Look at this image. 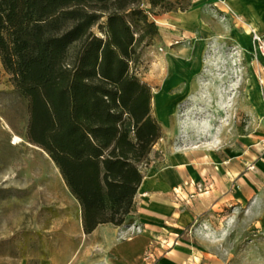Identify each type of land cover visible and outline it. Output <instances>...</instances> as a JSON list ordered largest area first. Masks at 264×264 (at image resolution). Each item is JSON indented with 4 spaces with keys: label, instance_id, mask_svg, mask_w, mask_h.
I'll return each instance as SVG.
<instances>
[{
    "label": "trees",
    "instance_id": "1",
    "mask_svg": "<svg viewBox=\"0 0 264 264\" xmlns=\"http://www.w3.org/2000/svg\"><path fill=\"white\" fill-rule=\"evenodd\" d=\"M192 0H0V62L28 103L27 141L81 207L82 227L132 226L135 198L164 131L153 88L132 65L160 31L156 9Z\"/></svg>",
    "mask_w": 264,
    "mask_h": 264
},
{
    "label": "rangeland",
    "instance_id": "2",
    "mask_svg": "<svg viewBox=\"0 0 264 264\" xmlns=\"http://www.w3.org/2000/svg\"><path fill=\"white\" fill-rule=\"evenodd\" d=\"M193 5L194 0L189 10ZM151 13L160 36L141 51L133 71L152 86L154 96L165 80L182 70L186 94L167 124L159 119L153 104L163 127V142L170 136L174 140L171 132L186 130L189 138L208 143L217 139L221 150L239 153L243 149L239 140L247 137L254 140L249 154L260 157L264 153V105L260 110L251 98L257 92L255 82L264 100V84H260L264 59L257 50L230 45L233 42L228 38L218 42L197 30L187 32L176 25L184 12L156 9ZM162 19L171 24H160ZM207 26L216 30L211 21ZM28 122V103L16 92L0 62V264H108L103 234L85 235L81 207L59 169L47 153L27 141ZM15 137L22 141L14 144ZM174 142L182 139L176 137ZM160 157L159 152L152 153L145 174ZM262 172L255 171V193L264 194ZM263 215L264 202L254 205L251 212L239 209L226 220L231 228L223 231L233 241L220 249L233 254L228 264H264ZM130 227L123 228L126 233L120 241L134 236Z\"/></svg>",
    "mask_w": 264,
    "mask_h": 264
},
{
    "label": "crops",
    "instance_id": "3",
    "mask_svg": "<svg viewBox=\"0 0 264 264\" xmlns=\"http://www.w3.org/2000/svg\"><path fill=\"white\" fill-rule=\"evenodd\" d=\"M209 21L215 31L207 26ZM176 22L189 33L197 30L218 42L228 38L232 46L254 50L252 32L264 35V0H194ZM168 81L162 83L160 92ZM182 84L181 80L167 85L168 94L178 101L186 97ZM185 131L170 133L180 137L181 143L169 140L170 136L154 147L153 152L161 157L145 174L135 198L130 227L134 236L120 241L126 226L111 224L92 233L103 234L108 264H228L232 260L231 252L220 249L233 241L223 231L231 228L225 223L239 209L251 212L254 205L264 202V194L253 189L255 171L264 173V153L258 158L249 154L254 145L251 138L239 140L243 149L238 153L221 150L217 139L208 143L189 138Z\"/></svg>",
    "mask_w": 264,
    "mask_h": 264
},
{
    "label": "bare ground",
    "instance_id": "4",
    "mask_svg": "<svg viewBox=\"0 0 264 264\" xmlns=\"http://www.w3.org/2000/svg\"><path fill=\"white\" fill-rule=\"evenodd\" d=\"M159 23L166 26V25H170L171 21L169 19H162V20H159ZM181 80L182 78L179 77L177 73L173 74L172 76H170L169 81H168L169 83H167V85H170L172 83H179L181 82ZM260 84H264V79L263 81L260 82ZM167 85L165 84L163 91L156 92L153 97V104L158 111L159 119L162 120L165 124H167L170 121L169 116L172 112H174L177 106V103H178V99H175L174 97H171L168 94ZM253 85L257 88V92L255 95V98H251V100L253 104L261 110L264 105L263 94L261 93V89L258 88L259 84L254 82ZM205 126H207V124H205ZM21 141L22 139L19 137L14 138V144H19ZM263 222H264V215H263Z\"/></svg>",
    "mask_w": 264,
    "mask_h": 264
},
{
    "label": "built area",
    "instance_id": "5",
    "mask_svg": "<svg viewBox=\"0 0 264 264\" xmlns=\"http://www.w3.org/2000/svg\"><path fill=\"white\" fill-rule=\"evenodd\" d=\"M252 40L255 44L258 55L264 59V35L257 32H252ZM250 170H254V166L249 167ZM203 187L199 186L198 190L201 191Z\"/></svg>",
    "mask_w": 264,
    "mask_h": 264
}]
</instances>
